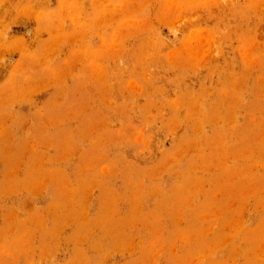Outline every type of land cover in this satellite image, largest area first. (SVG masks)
<instances>
[{
    "label": "rangeland",
    "instance_id": "obj_1",
    "mask_svg": "<svg viewBox=\"0 0 264 264\" xmlns=\"http://www.w3.org/2000/svg\"><path fill=\"white\" fill-rule=\"evenodd\" d=\"M0 264H264V0H0Z\"/></svg>",
    "mask_w": 264,
    "mask_h": 264
}]
</instances>
